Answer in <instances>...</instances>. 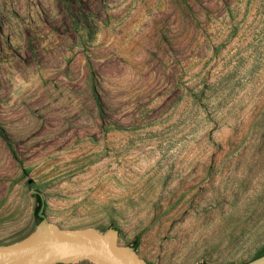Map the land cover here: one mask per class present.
<instances>
[{"label": "rangeland", "instance_id": "obj_1", "mask_svg": "<svg viewBox=\"0 0 264 264\" xmlns=\"http://www.w3.org/2000/svg\"><path fill=\"white\" fill-rule=\"evenodd\" d=\"M0 127V245L36 190L149 264L264 255V0H0Z\"/></svg>", "mask_w": 264, "mask_h": 264}, {"label": "water", "instance_id": "obj_2", "mask_svg": "<svg viewBox=\"0 0 264 264\" xmlns=\"http://www.w3.org/2000/svg\"><path fill=\"white\" fill-rule=\"evenodd\" d=\"M38 215L41 221L28 235L0 245V264H62L83 259L95 264H149L134 248L119 245L115 230L60 228L47 218L45 203ZM247 264H264V255Z\"/></svg>", "mask_w": 264, "mask_h": 264}, {"label": "trees", "instance_id": "obj_3", "mask_svg": "<svg viewBox=\"0 0 264 264\" xmlns=\"http://www.w3.org/2000/svg\"><path fill=\"white\" fill-rule=\"evenodd\" d=\"M0 133H1V135H3L4 137L6 136L4 130H3L1 127H0ZM34 195L37 197V200H38V205H37V207H36V215H37V217L41 220V218H40L39 215H38V211H39L41 205H42L43 203H45V202H44V200H43V198H42V196H41L40 193H36V194H34ZM137 245H138V243H136L135 247H137Z\"/></svg>", "mask_w": 264, "mask_h": 264}]
</instances>
